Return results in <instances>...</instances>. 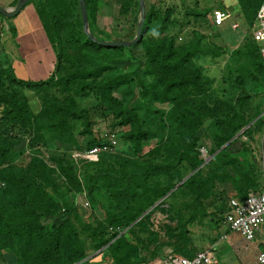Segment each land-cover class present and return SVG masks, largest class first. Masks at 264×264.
<instances>
[{
    "label": "trees",
    "instance_id": "1",
    "mask_svg": "<svg viewBox=\"0 0 264 264\" xmlns=\"http://www.w3.org/2000/svg\"><path fill=\"white\" fill-rule=\"evenodd\" d=\"M31 1H35L39 19L55 52L56 63L49 76L40 81L21 79L12 68L6 69L0 66V107L2 108L0 162L10 159L13 162L20 144V140L14 141L3 131V126H8V123L25 125L29 115L33 117L29 107L26 106L27 99L19 97L21 95L18 89H32L39 93V98L43 101L40 115H44V119L41 118L38 123L42 127L46 125V128L51 129L57 137H68L67 141L79 142L73 133L75 123L69 122L70 119L76 120L78 117L54 97L55 89L61 87L62 94L68 93L70 88H73V92L84 93L93 83L98 84L102 87V96L108 107L117 109L114 113V119L119 120L117 124L130 126L129 140L139 150L142 140L147 141L155 136V133L144 127L145 121L137 108H128L122 100L113 95V92L122 85L130 84L132 74L109 78L104 76V69H111V66L97 69L88 68L83 64L84 61L86 64L94 61L91 51L114 47L98 44L86 34L79 0H28L26 6ZM139 1L130 0L126 8L132 13L135 27L140 15ZM237 1V20L240 18L239 21L251 30L264 0ZM86 5L90 29L96 35L93 30V17L97 0H86ZM215 10L220 9H208L206 12L214 13ZM236 14L233 13L234 16ZM168 16L167 14L158 17L153 9H146L140 41L131 47H115L130 50L143 44L148 58L145 74L151 76L153 80L145 85L139 76V67L134 75L142 89L141 92L144 98L148 95L149 100H161L172 104L169 132L165 141H162L157 149L155 148L159 156L148 160V163L134 161L129 168L131 171L124 166L122 176H116L117 171L111 169L98 170L96 175L88 174L85 176L86 186L81 183L73 164L65 159H59L57 168L64 178L68 191L77 194L86 193V196L91 197L99 186L97 185L99 179L106 176L109 180L106 185L110 186L111 194L121 199V204L126 202L123 210L115 215H109L102 221L105 224L103 227L88 225L76 205L70 206L66 202V214L61 218L58 216L62 201L59 199V190L54 178L56 170L50 168L43 159L35 156L26 164L15 163L8 168L0 169V181L5 186L0 187V257L13 253L16 261L10 264H75L104 247L109 249L115 264H129L131 258L139 251L140 247L137 243L142 242V236L148 237L149 247L151 242L158 240L162 229L170 236L169 246L175 245L174 249L179 248L178 242L187 239V226L196 215L194 210L200 208L199 205L202 206L205 201L216 199L220 202L219 215L221 221H224L229 196L224 189L216 186L217 183H232L235 193L233 197L240 200L246 199L252 192L251 186L255 190L258 189L256 181L247 175L234 177L227 169L230 163L223 160L228 157L226 151H219L225 143L247 126L250 120L248 115L240 114L237 109V106L243 102L242 97H239L235 103L231 99H221L218 103H213L209 78L199 67L188 68L194 58L206 52L201 44V38L192 41L181 50L175 47L174 37L151 39L150 42H146L150 23L155 18L158 19L159 29L164 32L168 27ZM3 17L12 19V17ZM11 30L16 33L15 26L11 27ZM260 51L261 44L255 41L252 35L249 36L244 49L239 51L250 59L253 69L248 71V76L254 79L264 77V57ZM217 54L221 55L220 52ZM8 80L17 88L16 91L10 87L13 85H8ZM238 80L245 84L247 79L243 80L239 77ZM115 103L118 104L117 107H114ZM260 114L261 112L257 113L255 117ZM262 120L263 118H260L257 122ZM208 121L215 144V148L213 147L209 152L211 155L219 152L205 165V168L208 167L206 173L203 167L200 168L173 190L186 177L181 170L184 165L193 172L204 163L200 153L202 146L200 132ZM101 143L99 139L83 151ZM109 153L103 152L100 155ZM167 173H173L175 180L171 181L163 177ZM261 176L263 177L262 170ZM170 191L171 194L167 196ZM161 199L163 200L158 205L145 214ZM157 211L165 214L171 222L179 220V225L173 228L166 223L159 231L156 230L153 228L152 217ZM184 212H191V216L182 219ZM102 222L100 224H103ZM126 229L128 233L134 235L136 244L126 240L124 235H120ZM177 254L182 255L180 252Z\"/></svg>",
    "mask_w": 264,
    "mask_h": 264
},
{
    "label": "rangeland",
    "instance_id": "2",
    "mask_svg": "<svg viewBox=\"0 0 264 264\" xmlns=\"http://www.w3.org/2000/svg\"><path fill=\"white\" fill-rule=\"evenodd\" d=\"M129 2L130 0H97L96 12L93 17L95 36L105 41L133 40L137 34V27H135L133 22L132 13L126 9ZM145 5L146 9H153L154 12H157L158 17L169 15L168 27L164 32H161L159 29L158 19L155 18L150 23L146 34L148 35L146 42H150L151 39H169L174 37L175 47L181 50L192 41L201 38V44L206 49V52L194 58L188 68L197 69L199 67L204 75L209 78L211 81L209 88L213 93V103H218L221 99H231L235 103L239 97H242L243 102L237 106V109H239L240 114L245 113V115H248L250 120L248 125L250 123L252 125L240 133L248 125L245 126L239 132V136L233 140L234 142H230L225 147H228V149H222L225 143L219 151H226L228 157L223 160L230 163L227 169L234 177L240 178L247 175V177L254 179L258 184V189L255 190L251 186L253 189L251 191L253 193L261 192L264 190V178L261 176V170L264 167V114L260 117L263 118L261 122H257L260 118L256 119L264 113V77L257 79L249 77L248 71L253 69L252 63L248 57L239 53L247 45L251 30L247 29L243 22L239 21L240 18L238 20L235 19V16L234 19H228L222 25L215 26L211 17V13L213 12H206L208 9H220L222 11L228 10L238 15V11L236 10L238 1L145 0ZM22 10V13L12 17V19H7L0 15V66L6 69L12 68L13 71H16L15 68L18 62L22 60L21 51H23L26 64L25 70L21 73L22 75H26L25 78L27 79L25 80H45L48 74L44 72L42 67V41L38 43V40L41 39L38 32L39 29L32 30L30 36L27 35L25 38H19L11 30V27L14 24H18V19L22 17L24 18L21 23L23 27L40 25V28H43L36 10L35 1H31ZM140 19L141 12L138 24ZM235 20L240 25L236 29L232 27V23ZM24 32H26V29ZM31 35H34L35 38L33 39ZM22 47H25V49ZM112 47L114 48L91 51L94 61L90 60L91 62L88 64L84 61L83 64L87 65L88 68L94 67L97 69L111 66V69H104V76H109V78L122 74L133 75V77L132 75L130 76V79H132L130 84L122 85L113 92V95L117 99L122 100L128 108H137V111L145 121L144 127L155 133V136L149 138L147 141L142 140L139 150L129 140L128 133L131 129L130 126H119L117 124L119 120L114 119V113L117 109L108 107L109 105L105 103L102 96V87L94 83L84 93L73 92V88H70L68 93L62 94L61 87L55 89L54 97L63 102L66 109H70L75 114V117H78L76 120L70 119L69 122L75 123L73 133L79 142L67 141L68 137H57L52 133L51 129L48 130L46 128V125L42 127L38 123L44 117V115H40L43 109V101L39 98V93L32 89H18V91L21 95L19 96L20 98L27 99L26 106L29 107L33 117L29 115V120L25 125H11L8 123V126H3V131L14 141L20 140V144L17 147V156L14 158V161L12 162L10 159L3 163L0 162V169L8 168L15 163L26 164L27 161H30L35 156L43 159L50 168L56 170L54 178L59 190V199L62 201L61 212L58 216L61 218L66 214L65 202L70 206L76 205L84 221L88 225H92V227L97 225L105 226L102 221L109 217V215H115L123 210L126 202L121 204V199L111 194V190H109L110 186L106 185L109 183L106 176L99 179L97 184L99 186L91 197L86 196V193L77 194L68 191L64 178L57 168L59 159H65L73 164L83 186H86L85 176L88 174L96 175L98 170L107 171L111 169L117 171L116 176H122L124 171L122 168L124 166L128 171H131L129 168L134 164V161L139 160V163H148V160L159 156L155 152V148L162 141H165L169 132V125L172 122L169 118L173 109L172 104L170 102H162L161 100H149L148 95L144 98L137 77L134 75V72L140 67L139 76L145 85H148L153 80L151 76L148 77L145 74L148 58L144 45L141 44L130 50L118 49L115 48L116 46ZM50 50L54 55L55 52L52 47ZM218 52L221 55H218ZM239 77L243 80L247 79L246 83L242 84L238 80ZM7 82L9 86L13 85L10 80ZM10 87L15 89V91L17 89L14 85ZM115 104L114 107H117L118 104ZM1 109L0 107V114ZM259 112L261 114L255 117ZM209 125L210 121L206 122L200 132L202 144L200 153L205 163L202 166L204 173L208 171V167L205 168V165L212 159L209 150L213 147L215 148L213 132L209 128ZM247 130L248 132H246ZM110 132H115L116 134V143L112 150L109 151L110 153L102 156L99 155L92 161H84V158L80 156L83 149L96 143L99 139H101L102 143L111 142L108 137ZM80 146H83V148H79ZM181 170L182 173L186 174L184 178L186 179L199 169L192 172L184 165ZM173 173L164 174L163 177L174 181ZM169 177H172V179H168ZM216 186L220 188L225 187L224 191L225 193L227 192L226 195L229 196V199L235 195L233 185L230 182L224 184L217 183ZM0 187H5L1 181ZM176 187L174 190L178 188ZM128 200L130 201V199ZM86 203L89 204L86 205ZM152 221L153 228L158 231L160 228H163L164 224H170V220L166 218L165 214L162 215V213H155ZM100 222L103 224H100ZM140 234L138 233V235ZM238 235L241 237L240 234ZM258 235L259 233L257 237ZM257 237L256 239H258ZM141 240L142 242L137 243L133 235V238L131 237L129 241L133 242V244L137 243L138 247H142L146 242L144 236H142ZM99 251L93 252L89 256L97 254ZM15 261L16 257L13 253L4 254L3 258L0 257V264H10Z\"/></svg>",
    "mask_w": 264,
    "mask_h": 264
},
{
    "label": "crops",
    "instance_id": "3",
    "mask_svg": "<svg viewBox=\"0 0 264 264\" xmlns=\"http://www.w3.org/2000/svg\"><path fill=\"white\" fill-rule=\"evenodd\" d=\"M17 2L18 0H0V6L5 8H13ZM22 11L20 13H22ZM235 17L237 19L238 15ZM23 19V17L19 18L18 24L13 23L16 27V33L14 34L19 36V38H25L27 35L30 36L32 30L39 29L38 32L40 33L41 39L38 40V43H41L42 41V67L44 72H46V74L49 76L55 66L56 57L55 54L53 55L51 50L49 51L52 46L48 41L44 28H40V25L23 27L21 25ZM25 29L26 32H24ZM31 37H33V39L35 38L34 35H31ZM22 48L25 49V47ZM21 52L22 60L21 62H18L15 72L21 79H27L25 78L26 75H22L21 73L25 70L26 64L24 60V52ZM53 57L55 58L53 59ZM202 204V206L201 204L199 205L200 208H196L194 210L196 215L194 218H192L187 226V239H183L181 242H178L179 248L174 249L175 245L169 246L168 242L170 241V236L164 229H162L160 231L158 240L156 242H151L149 247L148 237L144 236V239L146 240L144 247L139 248V251L134 255L133 258H131V263L129 264H164L165 259H167L169 256L177 255V252L192 258L197 252L207 249L211 251L213 256V262L207 264H258L257 255L259 251L264 248V234L259 233L257 237L258 239H256V241L252 243H246L238 234L231 232L223 223V220L221 221V217L219 215L220 202L218 200L211 199L203 202ZM155 213L159 214L162 212L157 211ZM190 213L191 212H187L185 215H182V219L190 217ZM169 223L174 228L179 225L180 221H170ZM120 235H124L125 239L128 241L131 237L133 238V235L128 233L127 229L124 230ZM78 264L115 263L109 249L104 247L99 252H97V254L89 256L87 259L82 260V262Z\"/></svg>",
    "mask_w": 264,
    "mask_h": 264
},
{
    "label": "built area",
    "instance_id": "4",
    "mask_svg": "<svg viewBox=\"0 0 264 264\" xmlns=\"http://www.w3.org/2000/svg\"><path fill=\"white\" fill-rule=\"evenodd\" d=\"M213 23L222 25L228 19H234L230 11L215 10L212 16ZM236 19V18H235ZM238 22L233 21L232 27L238 28ZM251 35L254 40L261 44V55L264 57V4L257 12L256 21L251 28ZM109 143H101L86 149L80 156L86 160H95L101 153L109 152L115 146L116 134L110 132ZM264 165V161H263ZM264 178V167L262 168ZM89 203H86L88 205ZM223 223L230 231L241 235L246 243L256 240L258 233L264 234V190L259 193L251 192L244 200L232 197L228 202V210L224 214ZM213 262V256L209 249L197 252L192 258L183 255H172L165 259L164 264H207ZM257 263L264 264V248L257 255Z\"/></svg>",
    "mask_w": 264,
    "mask_h": 264
},
{
    "label": "water",
    "instance_id": "5",
    "mask_svg": "<svg viewBox=\"0 0 264 264\" xmlns=\"http://www.w3.org/2000/svg\"><path fill=\"white\" fill-rule=\"evenodd\" d=\"M28 0H18L17 4L15 5V7L13 8H5V7H2L0 6V14H2L3 16L5 17H8V18H11V17H14V16H17L21 11L22 9L26 6ZM79 3H80V7H81V13H82V18H83V25H84V31L86 32V34L89 36V38L98 43V44H101V45H104V46H108V47H112V46H121V47H131L135 44H137L139 41H140V38H141V35H142V31H143V26H144V23H145V17H146V5H145V0H140V12H141V19H140V22L137 26V34H136V37L131 40V41H105V40H101V39H98L92 32H91V29H90V24H89V16H88V10H87V5H86V0H79ZM264 113H262L256 120H258ZM255 120V121H256ZM252 125V123H250V125H248L247 127H245L240 133H242L244 130H246L248 127H250ZM238 133L235 137H233L229 142H227L223 147L225 148L230 142H232L235 138H237L239 136ZM216 154V153H215ZM214 154V155H215ZM214 155L211 156V158L214 157ZM205 163H203L201 166H199L197 168L200 169ZM196 170V171H197ZM191 176V175H189ZM188 178V177H187ZM186 178V179H187ZM184 179L182 181V183L186 180ZM180 183V184H182ZM179 184V185H180ZM177 185V187L179 186ZM176 187V188H177ZM174 190V189H173ZM172 190V191H173ZM170 191L167 196L169 194H171ZM162 201V199L157 202L153 207H151L149 210L146 211L145 214H147L150 210H152L158 203H160ZM144 215H142L143 217ZM140 217V218H142ZM139 218V219H140ZM138 219V220H139ZM137 220V221H138ZM82 262V261H81ZM80 263V262H78ZM78 263H75V264H78Z\"/></svg>",
    "mask_w": 264,
    "mask_h": 264
}]
</instances>
